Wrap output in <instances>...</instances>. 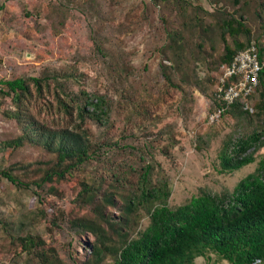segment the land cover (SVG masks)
<instances>
[{"label": "trees", "instance_id": "trees-1", "mask_svg": "<svg viewBox=\"0 0 264 264\" xmlns=\"http://www.w3.org/2000/svg\"><path fill=\"white\" fill-rule=\"evenodd\" d=\"M151 1L170 14L176 12L173 18L168 13L161 17L166 38L159 46L157 73L167 85L163 94L170 89L185 94L198 89L209 101L208 113L224 107L220 121L232 116L240 122L242 128L223 140L219 172L256 162L257 151L264 147V67L258 86L244 101L226 105L215 87L222 66L253 42L264 57V0H211L214 11L190 0ZM69 11V4H52L55 15ZM218 42L223 48L216 53ZM96 47L105 53L104 43L99 41ZM200 58L214 76L200 78ZM130 72L129 65L113 66L118 85L126 86ZM207 82L213 84L210 91ZM134 90L132 84L123 89L121 113L127 111L128 116L121 128L114 118L116 101L91 90L76 63L65 59L36 75L0 77V118L13 124L10 133L0 137V160L7 149L32 150L29 160L1 162L0 178L32 191L39 219L45 222L44 233L27 229L14 234L7 228L11 223L0 220L8 232V250L25 256V264H68L53 239L45 238L66 226L79 235L85 249L81 256L77 248L70 252L73 264H104L108 258L113 264H196L198 257L210 260L213 254L229 264H264V152L254 171L232 190L202 187L172 207L170 178L156 170L151 157L156 150L169 156L178 143L177 134L167 127L155 133L153 98L139 103ZM155 102H165L160 93ZM138 130L143 135L135 143ZM154 133L160 136L157 143L149 139ZM194 137L199 150L208 143L205 134ZM71 178L77 182L73 208L52 206L48 215V199L41 189L49 184L47 193L62 198L58 184Z\"/></svg>", "mask_w": 264, "mask_h": 264}, {"label": "rangeland", "instance_id": "rangeland-1", "mask_svg": "<svg viewBox=\"0 0 264 264\" xmlns=\"http://www.w3.org/2000/svg\"><path fill=\"white\" fill-rule=\"evenodd\" d=\"M144 1L72 0V3H68L66 0H0V3H5V7L0 10V77L36 75L44 67L60 65L65 59L76 63L86 73L87 85L91 90L103 92L116 101L114 118L121 128L125 126L126 114L128 116L127 111L121 113V106L124 105L123 89L132 84L139 103H146L153 98L151 110L156 117L154 121H158L153 128L155 133L160 128L167 127L173 128L177 134L178 143L171 149L169 156L156 150L153 151L154 157H151L156 170L170 178L173 186L170 205L175 207L183 204L202 187L216 191L232 190L243 177L254 171L264 147L257 151L256 162L233 172H219L221 166L218 152L223 140L242 126L232 116H226L217 123H209L206 117L209 101L198 89H192V93L188 91V94L170 89L169 93L163 94L167 85L157 73L161 61L159 46L166 38L161 17L168 13L173 18L176 12L170 14V10L166 12L153 1ZM190 1L206 10H215L211 0ZM52 4H69L70 11L64 16L59 13L55 15L52 13ZM219 5L222 6L223 3ZM37 10L40 13H36ZM27 11L32 14L27 15ZM99 41L104 43V54L97 51L96 43ZM217 44L216 53H219L223 42L221 45L219 42ZM118 63L131 68L126 86L118 85L115 75L117 72L113 73V66L117 67ZM197 66L200 78L214 76L215 71L207 67L206 60L200 58ZM206 85L210 91L213 84L207 82ZM159 93L164 98V103L155 102ZM11 128L13 129L12 123L0 118V137L8 135ZM198 132L205 134L208 142L201 150L197 149L194 142V136ZM137 134L133 142L139 141L138 138L143 135L140 130ZM149 139L156 140L157 143L160 136L155 134ZM10 150L4 152L5 158L0 163L29 160L32 157L30 149L15 153H10ZM0 158L2 159L1 156ZM76 184L74 178L60 182L58 185L64 193L62 198L47 193L49 184L41 189L42 196L48 199V215L53 213L52 206L63 205L69 210L73 208L71 200ZM38 206L37 197L32 191L20 189L0 178V220L5 218L11 223L7 227L10 232L19 234L29 229L44 233L45 222L44 219H39ZM147 223L148 220L144 219V226ZM7 235L8 232L1 224L0 262L25 264V256L18 257L15 251L8 250ZM45 238L48 242L53 239L68 264H73L69 255L74 248H77L80 256L85 251L78 242L79 235L66 226L52 237L48 235ZM104 264L113 263L108 258ZM196 264L229 263L219 262L213 254L210 260L198 257Z\"/></svg>", "mask_w": 264, "mask_h": 264}, {"label": "built area", "instance_id": "built-area-1", "mask_svg": "<svg viewBox=\"0 0 264 264\" xmlns=\"http://www.w3.org/2000/svg\"><path fill=\"white\" fill-rule=\"evenodd\" d=\"M263 67L264 57H260L256 43L253 42L248 48L238 52L229 64L222 66V75L215 87L216 96L226 105L237 100L244 101L258 86ZM245 107L253 110L249 104ZM224 110V107H220L212 113H206L207 121L219 122Z\"/></svg>", "mask_w": 264, "mask_h": 264}]
</instances>
